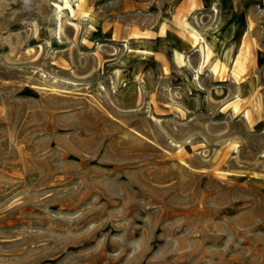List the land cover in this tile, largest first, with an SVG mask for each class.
I'll return each instance as SVG.
<instances>
[{"label":"rangeland","instance_id":"1","mask_svg":"<svg viewBox=\"0 0 264 264\" xmlns=\"http://www.w3.org/2000/svg\"><path fill=\"white\" fill-rule=\"evenodd\" d=\"M0 264H264V0H0Z\"/></svg>","mask_w":264,"mask_h":264}]
</instances>
